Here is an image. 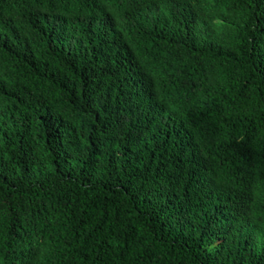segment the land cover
<instances>
[{
    "label": "trees",
    "instance_id": "trees-1",
    "mask_svg": "<svg viewBox=\"0 0 264 264\" xmlns=\"http://www.w3.org/2000/svg\"><path fill=\"white\" fill-rule=\"evenodd\" d=\"M0 264H264V0H0Z\"/></svg>",
    "mask_w": 264,
    "mask_h": 264
}]
</instances>
